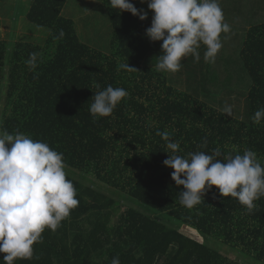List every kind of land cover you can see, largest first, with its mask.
Segmentation results:
<instances>
[{"label":"trees","instance_id":"trees-1","mask_svg":"<svg viewBox=\"0 0 264 264\" xmlns=\"http://www.w3.org/2000/svg\"><path fill=\"white\" fill-rule=\"evenodd\" d=\"M66 2L30 1L25 19L47 30L44 41L0 36V128L63 153L79 200L55 232L45 229L33 258L15 264H111L116 256L120 264H264V196L251 213L215 186L194 208L180 205L183 187L163 165L168 149L156 135L168 131L181 155L251 149L264 164V121L252 120L264 108V0H219L238 46L223 45L214 63H205L202 53L188 65L189 55L172 74L155 67L162 41L145 35L152 12L141 21L102 0L111 28L106 53L82 43L74 22L63 17ZM230 11L236 13L232 22ZM32 52L39 53L35 70L25 63ZM124 62L137 71L119 70ZM96 84L129 93L109 117L90 114ZM225 90L244 97L243 119L223 113L217 98ZM213 101L220 107L210 106ZM183 226L202 242L181 233Z\"/></svg>","mask_w":264,"mask_h":264},{"label":"clouds","instance_id":"clouds-1","mask_svg":"<svg viewBox=\"0 0 264 264\" xmlns=\"http://www.w3.org/2000/svg\"><path fill=\"white\" fill-rule=\"evenodd\" d=\"M112 9L127 11L141 21L147 13L138 10L129 0H109ZM143 2V0H141ZM152 11L151 26L145 35L151 41H162V54L157 57L156 70L176 73L189 55L199 62L201 45L205 46L203 60L214 63L223 47L222 34L231 31L219 0H148ZM61 35L63 33L61 32ZM39 53H29L25 61L29 70L38 66ZM119 70L137 71L127 62ZM94 93L90 114L94 118L109 117L129 93L121 87L108 85ZM226 105L223 113L232 116ZM253 123L264 121V108L252 117ZM156 135L166 142L168 158L163 165L173 169L171 179L182 186L180 205L192 209L204 202V195L215 186L222 197L236 198L249 213L255 201L264 196V164L255 151L224 156L219 149L211 154L195 151L180 154V145L171 140L168 131ZM77 190L67 178L63 153L48 143L34 140L30 135L14 134L0 128V253L3 264H15L18 259H32L33 245L43 242L45 229L55 232L62 221L78 207ZM111 264H120L118 256Z\"/></svg>","mask_w":264,"mask_h":264},{"label":"rangeland","instance_id":"rangeland-1","mask_svg":"<svg viewBox=\"0 0 264 264\" xmlns=\"http://www.w3.org/2000/svg\"><path fill=\"white\" fill-rule=\"evenodd\" d=\"M30 1L31 0H0V32L2 34L0 36L2 40L5 38H7V41L29 40L34 43L44 41L45 37L43 38V36L46 35L47 30L36 28L25 19ZM136 1L141 9L147 13V16L151 15L152 11L147 7L148 0H143V2H141V0ZM62 14L63 17L71 19L74 22L77 35L82 43L106 53L109 51L111 28L106 11L102 6V0H67ZM235 15V12L230 11L227 15V21L230 20V17H235ZM230 22H232V20H230ZM222 41L226 49L227 47L238 46V36H236V33L230 32L226 34ZM199 51L201 54L205 51L203 45H201ZM188 61V65L194 63L192 59ZM194 70L201 71L202 75L205 72L203 68L199 70L198 67L194 68ZM191 73L194 75V71H191ZM198 76L199 74L196 71V80H198ZM181 80H183V77ZM230 89L229 87L227 90ZM227 90L222 92L223 94L220 95L217 100L223 101V109L226 105L231 106L233 110L232 115L237 119H243L245 114L244 97L237 95V93L228 92ZM209 105L217 109L220 107V102H210ZM125 209L126 207L122 206L119 213L113 215L111 224H116L115 221ZM180 232L192 239L202 242V239L189 228L183 226ZM221 252L233 260L237 257L225 247L221 249Z\"/></svg>","mask_w":264,"mask_h":264}]
</instances>
